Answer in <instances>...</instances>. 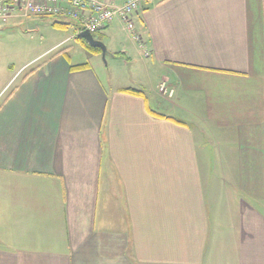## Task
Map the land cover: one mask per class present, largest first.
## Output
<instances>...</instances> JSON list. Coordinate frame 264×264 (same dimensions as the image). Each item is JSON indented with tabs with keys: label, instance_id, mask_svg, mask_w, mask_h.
Returning <instances> with one entry per match:
<instances>
[{
	"label": "crops",
	"instance_id": "0c3cea01",
	"mask_svg": "<svg viewBox=\"0 0 264 264\" xmlns=\"http://www.w3.org/2000/svg\"><path fill=\"white\" fill-rule=\"evenodd\" d=\"M133 21L100 31L131 82L65 52L1 100L0 264H264V0Z\"/></svg>",
	"mask_w": 264,
	"mask_h": 264
},
{
	"label": "rangeland",
	"instance_id": "374dc122",
	"mask_svg": "<svg viewBox=\"0 0 264 264\" xmlns=\"http://www.w3.org/2000/svg\"><path fill=\"white\" fill-rule=\"evenodd\" d=\"M12 21L0 30V89L4 90L0 95V104L25 74L37 66L44 65L56 55L67 52L75 63H84L90 59L89 51L87 52L76 38L71 39L75 36L73 26L54 27V19L49 18L35 19V22L26 20L23 25L18 26H13ZM2 25L4 24L0 23V26ZM100 34L101 32L95 33L94 37L96 40H102L108 50L105 60L102 55L100 57L103 67L107 73L110 72L112 81L125 79L131 82L132 70L127 57L109 53L121 50L120 44L111 45L106 38H101ZM125 36L121 34L120 42L130 45L131 42ZM129 36L131 37L130 34ZM232 200L237 201V197ZM230 251L232 249H228V252Z\"/></svg>",
	"mask_w": 264,
	"mask_h": 264
},
{
	"label": "built area",
	"instance_id": "2783aa9c",
	"mask_svg": "<svg viewBox=\"0 0 264 264\" xmlns=\"http://www.w3.org/2000/svg\"><path fill=\"white\" fill-rule=\"evenodd\" d=\"M143 1L126 0L117 5L114 0H0V23L7 25L12 20L49 18L76 23L82 31L87 30L94 35L118 20L140 48H143L142 38L133 21L134 15L141 10ZM77 35L75 33L71 39ZM144 56L148 57L149 54L145 52ZM159 91L168 97L173 93L164 83L159 86Z\"/></svg>",
	"mask_w": 264,
	"mask_h": 264
},
{
	"label": "trees",
	"instance_id": "16d2710c",
	"mask_svg": "<svg viewBox=\"0 0 264 264\" xmlns=\"http://www.w3.org/2000/svg\"><path fill=\"white\" fill-rule=\"evenodd\" d=\"M52 26L59 27V28H68L70 26H73L75 33H80L82 31V28H80L76 23H73V22H70V21H56V20H54ZM77 40L79 42H81V44L85 47V49H87L90 53L96 54V55H101L102 54L100 49L91 47L86 41H84L82 39H79V38H77ZM88 67H89V64H84V65L72 67V69L73 70H84V69H87ZM34 71L35 70L30 71L27 74V76L32 74ZM126 92H130V93L136 94V95H141L142 94V92H140L138 90H134V89L126 90Z\"/></svg>",
	"mask_w": 264,
	"mask_h": 264
},
{
	"label": "water",
	"instance_id": "95a60500",
	"mask_svg": "<svg viewBox=\"0 0 264 264\" xmlns=\"http://www.w3.org/2000/svg\"><path fill=\"white\" fill-rule=\"evenodd\" d=\"M78 38L86 41L91 47L100 49L102 52V58L105 60L106 56L108 55V50L103 42L96 40L94 36L87 30L79 33Z\"/></svg>",
	"mask_w": 264,
	"mask_h": 264
}]
</instances>
